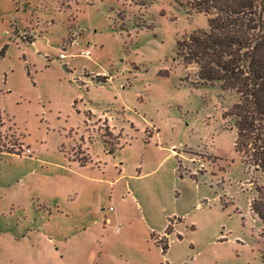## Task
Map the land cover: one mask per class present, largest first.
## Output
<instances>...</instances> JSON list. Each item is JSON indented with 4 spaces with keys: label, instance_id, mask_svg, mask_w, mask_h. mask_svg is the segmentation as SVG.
<instances>
[{
    "label": "rangeland",
    "instance_id": "rangeland-1",
    "mask_svg": "<svg viewBox=\"0 0 264 264\" xmlns=\"http://www.w3.org/2000/svg\"><path fill=\"white\" fill-rule=\"evenodd\" d=\"M192 1L0 0V264H264L239 94L175 48Z\"/></svg>",
    "mask_w": 264,
    "mask_h": 264
},
{
    "label": "trees",
    "instance_id": "trees-1",
    "mask_svg": "<svg viewBox=\"0 0 264 264\" xmlns=\"http://www.w3.org/2000/svg\"><path fill=\"white\" fill-rule=\"evenodd\" d=\"M191 8L208 16V29L177 40V53L197 65L200 79L239 94L231 108L237 118L234 150L242 162L264 171V0H193ZM249 205L264 220L263 199ZM160 245L165 253L168 243Z\"/></svg>",
    "mask_w": 264,
    "mask_h": 264
},
{
    "label": "built area",
    "instance_id": "built-area-1",
    "mask_svg": "<svg viewBox=\"0 0 264 264\" xmlns=\"http://www.w3.org/2000/svg\"><path fill=\"white\" fill-rule=\"evenodd\" d=\"M61 55H62V54H61ZM27 152H30L29 149H27ZM109 209H111V207H110Z\"/></svg>",
    "mask_w": 264,
    "mask_h": 264
},
{
    "label": "crops",
    "instance_id": "crops-1",
    "mask_svg": "<svg viewBox=\"0 0 264 264\" xmlns=\"http://www.w3.org/2000/svg\"><path fill=\"white\" fill-rule=\"evenodd\" d=\"M60 55H61V54H60ZM168 225H169V224H168ZM168 225H167V226H168ZM165 229H166V228H165ZM164 233H165V230H164ZM166 234H167V233H166ZM168 234H169V233H168Z\"/></svg>",
    "mask_w": 264,
    "mask_h": 264
}]
</instances>
